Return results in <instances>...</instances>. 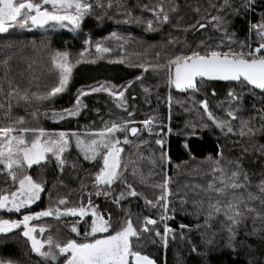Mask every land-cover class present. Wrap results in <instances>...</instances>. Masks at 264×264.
I'll use <instances>...</instances> for the list:
<instances>
[{
	"label": "snow or ice",
	"instance_id": "6c2138e0",
	"mask_svg": "<svg viewBox=\"0 0 264 264\" xmlns=\"http://www.w3.org/2000/svg\"><path fill=\"white\" fill-rule=\"evenodd\" d=\"M258 2L201 0L188 19L173 16L180 12L176 0L137 2L135 7L151 15L144 19L133 16L127 0H0V180L5 185L0 188V264H23L19 255L6 251L9 245L19 251L18 241L23 256L37 258V264H158L142 248L158 245L166 254L175 243L187 246L193 264H223L225 255L228 264H264V13L257 22H248L243 40L232 27ZM113 12L124 24L142 26L144 33L170 26L185 38L167 33L162 43L149 45L160 48L154 61L127 63L142 69L134 80L77 88L71 106L61 109L55 104L71 91L74 68L96 64L112 48L96 42V58H90L92 41L85 38L75 60L66 51L56 52L50 83L41 84L35 74L25 82L24 72H13V62L24 58L23 32L67 28L79 33L86 19L100 21ZM188 33L193 41L187 40ZM108 39L123 41V48L133 38L112 32ZM108 63L125 64V55ZM149 71L163 73L167 94L162 100L157 91L156 100L158 106L165 104L167 116L154 112L137 120V106L130 103L137 96L128 93L139 83L144 102L151 104L153 88L144 83ZM215 81L229 85L222 100L212 88L216 111L208 99ZM173 90L187 94V100L175 99ZM97 94H105L124 115L113 117L109 111V119L100 117L102 127L84 131L41 126L42 120L60 124L77 119L88 108L84 98ZM174 104L189 117L177 130L171 125ZM95 111L99 116V109ZM204 133L219 135L214 155L198 160L191 139H202ZM173 135L184 138L180 146L188 158L179 163L170 155ZM221 138L231 147L220 143ZM34 167L36 177L30 174ZM180 175L190 177L182 186ZM73 184L78 187L59 194ZM42 193L48 194L49 204L36 211L33 206L41 202ZM140 201L142 208L133 212L131 205ZM177 215L193 222L173 227L170 222ZM46 218L55 224L38 223Z\"/></svg>",
	"mask_w": 264,
	"mask_h": 264
},
{
	"label": "trees",
	"instance_id": "16d2710c",
	"mask_svg": "<svg viewBox=\"0 0 264 264\" xmlns=\"http://www.w3.org/2000/svg\"><path fill=\"white\" fill-rule=\"evenodd\" d=\"M129 7H132L133 16H143L144 19L151 18L150 13L144 12L142 13L139 8L135 7L137 2L141 5L143 3H158V0H127ZM176 2L180 5V12L176 15L184 16L185 19H188L189 16H193L192 9L199 6L201 0H176ZM238 2V0H236ZM190 6V7H189ZM261 13H264V0L258 2L255 6V9L248 13L247 17L236 18L233 21L232 27L235 29L237 36L243 40L247 35V25L248 22L251 21L253 23L257 22ZM123 20L122 16L116 15L114 12L111 18H105L103 20H96L95 18H88L82 25V29L79 33H72L68 30H53L49 29L48 31H44L41 29H35L32 32H23L20 34V39L24 45H26L25 51L23 53V59L17 58L13 62V72H24L25 73V82L33 75H37L40 78V83H46L49 81L50 77H46L40 71L35 70L37 67L47 64V61H50L49 58L46 61H42L40 56V51L44 52V47L47 50H50L49 55H53L56 52H68L70 56L75 60L74 57L79 56V53L83 51L85 45L83 43L85 38H90L92 41L91 57H95V48L94 45L96 42H104V46L112 48V52L110 54H104V58H110L115 56L125 55L128 60H125V64H115L108 63L106 60H97L96 64H80L74 68V79L72 84L70 85L71 91L69 93L64 94L61 98H59L55 104L57 109H61L64 107L71 106V103L74 99L75 91L80 87H87L88 85H94L97 82H111L116 85H124L130 80H134V78L141 74L142 69L136 67H128L127 63L129 61L133 62H144L154 61V56L156 51H160V48L157 47L155 49L149 47L152 44L162 43V38L169 32L172 33L173 36H179L181 39L185 38L184 33L175 32L172 30L170 26H165L163 31L159 33H144L143 27L138 26L134 23L124 24L121 21ZM112 32H116L120 37H132V41L128 44H124V47L121 48V44L123 41H117L115 39L109 40L108 37L111 36ZM209 34L211 31L209 30ZM200 33H197V37H199ZM214 35V34H213ZM186 38L188 41H193L195 37H193L192 33L186 34ZM44 40V43L41 42ZM32 41H35V44H32ZM41 48H39L40 45ZM255 47L256 45L253 44ZM39 60V61H38ZM35 61L32 69L28 68V64ZM144 83L145 85L153 88V94L151 96V104H146L144 102V93L142 92L139 83L134 84L133 88L129 90L128 95L137 96L136 101H131L130 103H134L137 106V115L135 119L142 120L151 115V113L156 110L158 114L162 118H166L167 108L163 102L159 103L156 100V92H159L160 97L163 98L167 94V89L163 86V73L160 75H156L149 71L148 73H144ZM159 85L157 88L156 86ZM229 85L227 82L215 81L211 82L210 87L208 88V99L210 107L216 111L217 98L211 97L210 93L212 88L217 89L218 98L220 100L224 99V94ZM173 95L175 99H179L181 101L187 100V94L176 93L173 90ZM84 102L88 105V108L85 109L81 116L71 122H62L60 124H53L51 121H41V126L47 128L48 130H72V131H84L89 127L92 128H100L102 127L100 117H103L105 120L109 119V111L112 112L113 117L124 115L119 110L115 109L114 105H112L111 101L105 94H97L93 96H88L84 98ZM246 104L250 107L251 101L246 100ZM95 109H99V116L97 115ZM189 117L185 115L179 105L173 106V119L171 121V125L174 130L183 127L184 121ZM95 121V124L92 122ZM219 135V133H216ZM216 135L204 133L202 139L192 138L191 146L195 149V156L198 160L203 159L205 156L209 154L214 155V147L216 145ZM183 137H177L175 135L169 137V150L170 155L175 163H179L181 160H186L188 157L183 152L181 148V143L183 141ZM232 139H235L234 137ZM261 142H264V137L261 138ZM220 143L227 144L228 147H231V144L224 138H221ZM127 147V146H126ZM240 149L236 148V152ZM235 155V152L232 153ZM253 157H248V161H250ZM87 167V164H85ZM246 168H250L251 165L246 161ZM147 169V165H145V170ZM38 169L30 170V174L36 177ZM169 175H174V171L169 169ZM159 179V177H157ZM178 183L182 186L184 182L188 181L190 177L180 175L178 178ZM254 180L258 178H253ZM199 183H205L204 180H199ZM5 187L3 180H0V188ZM78 187V184H73L69 188H61L59 189L60 195H66L71 188ZM175 187V185H174ZM151 196V191L148 189H143ZM56 191L53 190V197H55ZM77 199L76 196L72 197V200L75 201ZM101 203V207L103 208L105 205L102 201H97ZM49 204V196L47 193H42V200L38 202L37 205H34L33 208L36 211L41 210L42 208L47 207ZM127 206V205H125ZM173 206L178 207V205L174 204ZM132 211L136 212L142 208V201L139 203L134 202L132 205ZM191 211V208H189ZM3 218H19L18 215L7 216L5 215ZM52 223L55 224L51 218H46V221L38 222V223ZM180 222L191 224L193 221L191 218H186L183 215H177L175 222H170L173 227H177ZM54 231V229H53ZM198 239L197 237L193 238ZM9 255H19L23 260V264H37V258L34 257L35 261L28 263L26 257L23 256V251L19 248L9 245L6 249ZM142 251L146 254L154 257L158 264H163L165 258L167 260V264H193L192 259H190L187 255L188 248L186 245H181L179 243L171 244L167 253L165 254L164 250L160 248L158 245L146 244ZM223 264H228L229 257L225 255L222 257Z\"/></svg>",
	"mask_w": 264,
	"mask_h": 264
},
{
	"label": "rangeland",
	"instance_id": "374dc122",
	"mask_svg": "<svg viewBox=\"0 0 264 264\" xmlns=\"http://www.w3.org/2000/svg\"><path fill=\"white\" fill-rule=\"evenodd\" d=\"M56 30H59V29H56ZM63 30H67V28H63ZM41 42H43L44 43V40H42ZM41 46H44V45H40L39 46V48H41ZM254 47V46H253ZM92 50H90V52H91ZM50 54V50H47L45 47H44V52H42V51H40V56H41V58H42V61H46V60H48V58H49V60L51 61V57L54 55H49ZM78 56H76V57H74L75 59L77 58ZM117 57H120V56H115V57H110V58H103V59H98V60H106V61H108L109 59H116ZM92 58H96V56L95 57H92ZM73 59V58H72ZM125 60H128V58H127V56H125ZM39 61V60H38ZM50 61H47V64H43V65H41V66H39V67H37L35 70H38V71H40L42 74H44L46 77H50V79H49V81L48 82H46V83H50L51 82V79H52V77L49 75V73H50V70H51V62ZM176 105V104H175ZM154 112H157L156 110H154L152 113H151V115L154 113ZM166 116H167V113H166ZM18 245H19V248L23 251V244H22V241H18ZM26 260L28 261V263H30V262H34L35 261V259H34V257H32L31 259H28L27 257H26Z\"/></svg>",
	"mask_w": 264,
	"mask_h": 264
}]
</instances>
